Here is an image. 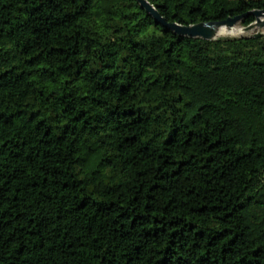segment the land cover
<instances>
[{
    "label": "trees",
    "instance_id": "obj_1",
    "mask_svg": "<svg viewBox=\"0 0 264 264\" xmlns=\"http://www.w3.org/2000/svg\"><path fill=\"white\" fill-rule=\"evenodd\" d=\"M148 1L181 25L264 9ZM0 264H264V34L0 0Z\"/></svg>",
    "mask_w": 264,
    "mask_h": 264
},
{
    "label": "water",
    "instance_id": "obj_2",
    "mask_svg": "<svg viewBox=\"0 0 264 264\" xmlns=\"http://www.w3.org/2000/svg\"><path fill=\"white\" fill-rule=\"evenodd\" d=\"M142 8L146 10L149 16L153 17L156 23L164 28L172 30L178 36L184 38H199L207 41H214L218 38V29L225 25L232 28L238 24H243L248 17H253L254 21L244 26V31L249 32L257 29H264V9L251 10L245 14L236 17H228L222 21L200 22L192 25H181L178 23H170L166 18L162 17L158 10L148 0H137ZM264 32H257L255 37L262 36ZM222 38V37H221Z\"/></svg>",
    "mask_w": 264,
    "mask_h": 264
},
{
    "label": "bare ground",
    "instance_id": "obj_3",
    "mask_svg": "<svg viewBox=\"0 0 264 264\" xmlns=\"http://www.w3.org/2000/svg\"><path fill=\"white\" fill-rule=\"evenodd\" d=\"M246 32L244 31V28L241 26H234L232 28H229L225 25L221 26L218 29V38L221 37H238L244 35Z\"/></svg>",
    "mask_w": 264,
    "mask_h": 264
},
{
    "label": "rangeland",
    "instance_id": "obj_4",
    "mask_svg": "<svg viewBox=\"0 0 264 264\" xmlns=\"http://www.w3.org/2000/svg\"><path fill=\"white\" fill-rule=\"evenodd\" d=\"M236 26H241V27H244L243 24H238ZM257 32H264V29H257V30H252V31H249V32H246L244 35L242 36H238V37H250V36H253L255 35ZM223 38V37H222ZM231 38H235V37H231Z\"/></svg>",
    "mask_w": 264,
    "mask_h": 264
}]
</instances>
